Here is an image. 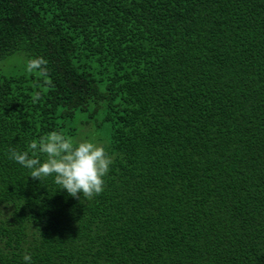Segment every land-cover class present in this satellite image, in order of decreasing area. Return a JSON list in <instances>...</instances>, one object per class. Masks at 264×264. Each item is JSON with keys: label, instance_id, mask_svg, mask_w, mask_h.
<instances>
[{"label": "trees", "instance_id": "obj_1", "mask_svg": "<svg viewBox=\"0 0 264 264\" xmlns=\"http://www.w3.org/2000/svg\"><path fill=\"white\" fill-rule=\"evenodd\" d=\"M52 131L106 147L102 192L9 158ZM25 251L264 264V0H0V264Z\"/></svg>", "mask_w": 264, "mask_h": 264}, {"label": "clouds", "instance_id": "obj_2", "mask_svg": "<svg viewBox=\"0 0 264 264\" xmlns=\"http://www.w3.org/2000/svg\"><path fill=\"white\" fill-rule=\"evenodd\" d=\"M46 64L44 57H35L28 61L27 70L45 73ZM29 149L31 152L10 147L8 156L29 169L33 177L52 176L59 188L73 196L92 197L102 192L104 178L113 164V157L102 143L65 136L59 131H52L40 141L32 140ZM22 258L26 264H34L30 251H25Z\"/></svg>", "mask_w": 264, "mask_h": 264}, {"label": "bare ground", "instance_id": "obj_3", "mask_svg": "<svg viewBox=\"0 0 264 264\" xmlns=\"http://www.w3.org/2000/svg\"><path fill=\"white\" fill-rule=\"evenodd\" d=\"M89 58V57H88ZM95 67V66H94ZM26 77V76H25ZM33 84V83H32ZM30 87V86H29ZM130 88V87H129ZM123 93V92H122ZM113 94V93H112ZM126 99V98H125ZM113 113V112H112ZM124 115V114H123ZM107 117V116H106ZM136 118V117H135ZM160 122V121H159ZM131 124V123H130ZM136 124V123H135ZM186 127V126H185ZM197 127V126H196ZM165 128V127H164ZM202 128V127H200ZM188 130V129H187ZM191 130V129H190ZM162 133V132H161ZM166 135V134H165ZM117 139V138H116ZM123 141V140H122ZM135 141V140H134ZM186 143V142H185ZM190 143V142H189ZM197 144V143H196ZM171 146V145H170ZM189 146V145H188ZM184 150V149H183ZM115 155V154H114ZM127 164V163H126ZM71 236V235H70ZM75 236V235H74ZM67 241V240H66ZM87 245V244H86ZM87 250V249H86ZM90 250V249H89ZM92 251V250H91ZM60 253V252H59ZM66 254V253H65ZM101 254V253H100ZM110 255V254H109ZM60 256V255H59ZM82 257V256H81ZM68 259V258H67ZM110 260V259H109ZM81 261V260H80ZM114 262V261H112Z\"/></svg>", "mask_w": 264, "mask_h": 264}]
</instances>
